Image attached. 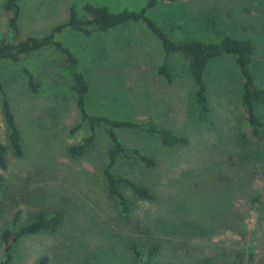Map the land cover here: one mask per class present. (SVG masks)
<instances>
[{"label": "rangeland", "instance_id": "obj_1", "mask_svg": "<svg viewBox=\"0 0 264 264\" xmlns=\"http://www.w3.org/2000/svg\"><path fill=\"white\" fill-rule=\"evenodd\" d=\"M4 1L0 0V35L6 34ZM85 3L105 5L116 13L137 11L145 0H19L20 33L25 38L48 34L54 26L67 22L71 8L83 16ZM154 9L149 16L162 30L176 22L184 24L183 38L197 35L204 42H218L223 37L247 38L257 46L264 45V0L160 2ZM56 39L75 55L78 69L89 82L86 108L90 114L152 122L183 133L191 142L186 149L166 152L157 140L144 133L119 131L125 145L152 154L158 162L146 177L158 201L140 203L138 213L149 211L154 223H176L175 232L163 238L171 242H163L166 250H162L158 264H263L264 164L256 162V157L262 156L258 152L264 153V105L258 107L263 122L260 141L256 143L257 138H251V147H240L237 140L242 121V77L233 58L223 55L213 59L203 74L210 109V121L203 124L195 116L194 86L187 67L179 56H170L167 66L176 77L167 84L157 74L165 54L144 24L133 22L89 36L66 28ZM38 54L30 57L27 66L42 76L41 93L32 95L25 88L23 63L11 64L7 72L9 84L18 79L12 87L11 105L22 130L26 157L16 160L8 154V168L0 170L6 185L0 196V232L11 226L17 210L21 212L20 225L39 206L48 210L62 208L65 227L55 234L40 233L22 239L11 264H36L43 256L49 258L50 264H78L90 245L101 244L92 236L81 237L79 226L91 234L90 221L99 223L116 245L127 241V237L122 238L127 231L122 230L125 224L120 217L111 212L102 190L101 169L107 148L104 130H98L85 156L69 157L68 148L87 137L89 130L82 125L76 132H69L78 123V113L74 96L68 91V66H50L46 53ZM253 73L256 84L264 88V60L256 63ZM3 137L0 114V138ZM247 153H251L250 161ZM179 223L197 230L206 228L210 235L184 236L177 227ZM100 229H96L97 234ZM115 233L120 236L117 242ZM111 241H105L107 249ZM110 259L113 260L111 256ZM105 261L129 264L121 256L113 262Z\"/></svg>", "mask_w": 264, "mask_h": 264}, {"label": "trees", "instance_id": "obj_2", "mask_svg": "<svg viewBox=\"0 0 264 264\" xmlns=\"http://www.w3.org/2000/svg\"><path fill=\"white\" fill-rule=\"evenodd\" d=\"M176 1L184 3L193 0H145L137 11L125 9L116 13L105 5L85 3L82 7L83 16L79 17L76 10L71 8L67 22L54 26L48 34L41 37L28 36L26 38L22 37L18 26L19 0H5L2 4L6 34L0 35V114L4 125V137L0 138V170L5 171L8 168V154L16 160H23L26 157L22 130L11 105L12 87L18 79L16 78L12 84H9L7 72L11 64L23 63L21 72L25 79V88L32 95L41 93L43 90L42 76L27 66L30 57L39 55L38 53H46L48 57L46 62L50 66L61 67L63 63L68 66L70 70L68 91L74 96V104L78 113V123L69 132H76L82 125H86L89 130L87 137L68 148L69 157L77 159L85 156L92 148L98 130L103 129L105 133L107 148L105 163L101 169L102 190L106 202L111 207V212L119 216L120 222L125 224L122 230L127 232L122 238L127 237V241L123 245L118 243L116 245L113 240L111 241L113 238L107 236L106 228L102 229L99 223L95 224L93 221L88 224L89 230L92 229L90 231L92 235L83 226H79L81 237L89 239L92 236L95 241H101V244L90 245L79 257L78 264H105V260L113 262L117 256L125 257V262L129 264H158L162 250H166L163 242L169 241L167 239L163 241V238L165 235L169 236L170 232H175L173 226L176 223L171 226L168 223L167 225L154 223L150 219L149 211L143 214L138 213L140 203L153 204L158 201L156 193L146 178L157 168L158 162L152 154L145 153L136 146L125 145L119 136V131L130 129L144 133L149 138L157 140L160 149L166 152H171L173 149H186L191 142L183 133H177L152 122L113 119L102 114H90L86 108V98L90 93L89 82L83 71L78 69V60L75 55L56 39L58 33L69 28L76 33L89 36L94 32H108L133 22L144 24L158 39L165 54L163 63L157 67V74L163 77L167 84L170 85L176 77L171 67L167 66L170 65L167 64L168 56L177 54L184 59L188 76L194 86V105L197 111L195 116L203 124L210 121L208 91L203 74L213 59L223 55L231 56L242 77V91L239 99L242 121L240 126L238 125L241 131L238 133L237 141L243 148L251 147V138H257L256 143L260 141V128L263 122L259 116L258 107L264 105V88L254 81L253 68L258 61L264 60V45L257 46L247 38L223 37L218 42H204L199 40L197 35L183 38L184 24L180 22H176L173 26L168 25V30H162L150 18L149 12L155 11L154 8L160 2ZM198 30L196 32H199ZM169 33H172V38ZM175 33L181 36L177 37ZM247 154L250 161L251 153ZM257 155L262 156L256 157V162H262L261 165H263L264 153L258 152ZM5 186L4 177L0 176V196L6 191ZM20 214V210H17L12 217L11 226L4 227L0 232V264L13 262L16 246L22 239L40 233L55 234L65 227V211L62 208L48 210L39 206L25 223L18 225ZM177 227L182 229V235L187 237L206 238L210 235L206 228L197 230L195 227L190 228L182 223L177 224ZM108 228L109 233H113L112 227ZM96 229H100L99 235ZM114 236L117 242L120 236L116 233ZM106 240L111 241L109 249L105 247ZM36 264H50L49 258L43 256Z\"/></svg>", "mask_w": 264, "mask_h": 264}, {"label": "crops", "instance_id": "obj_3", "mask_svg": "<svg viewBox=\"0 0 264 264\" xmlns=\"http://www.w3.org/2000/svg\"><path fill=\"white\" fill-rule=\"evenodd\" d=\"M173 55L179 56V58H181L182 61L184 62L183 64L186 66V63H185L184 59H183L180 55H177V54H173ZM170 56H172V55H169L168 58H167L169 64H170V61H169V57H170ZM186 67H187V66H186Z\"/></svg>", "mask_w": 264, "mask_h": 264}]
</instances>
